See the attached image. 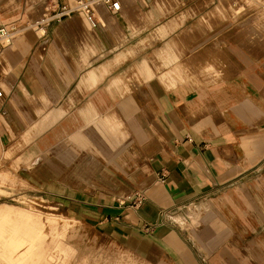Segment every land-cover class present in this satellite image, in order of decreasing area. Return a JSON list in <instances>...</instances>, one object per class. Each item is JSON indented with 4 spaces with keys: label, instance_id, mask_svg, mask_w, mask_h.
I'll use <instances>...</instances> for the list:
<instances>
[{
    "label": "crops",
    "instance_id": "obj_1",
    "mask_svg": "<svg viewBox=\"0 0 264 264\" xmlns=\"http://www.w3.org/2000/svg\"><path fill=\"white\" fill-rule=\"evenodd\" d=\"M67 1L0 0L17 27L0 42V158L160 264H264V15L121 0L92 26L56 17Z\"/></svg>",
    "mask_w": 264,
    "mask_h": 264
},
{
    "label": "rangeland",
    "instance_id": "obj_2",
    "mask_svg": "<svg viewBox=\"0 0 264 264\" xmlns=\"http://www.w3.org/2000/svg\"><path fill=\"white\" fill-rule=\"evenodd\" d=\"M233 2L223 0L226 6L221 9L226 15L235 12L231 5ZM235 3L241 14L250 11L254 16L264 15V0H237ZM5 207L22 208L40 216L44 224L45 243L48 252H52L47 256L48 264H160L151 242L147 241L142 248L143 253H137L118 238L94 230L83 219L75 216L74 207L61 200L43 197L39 185L32 182L30 175L23 170V165L15 163L8 153L0 158V212L6 213ZM176 214L170 213V217L174 220L178 216ZM188 215L190 220L183 214L179 216L189 228L192 226L191 220H196L199 212L191 209ZM176 222L184 226L181 221ZM0 264H6L1 256Z\"/></svg>",
    "mask_w": 264,
    "mask_h": 264
},
{
    "label": "bare ground",
    "instance_id": "obj_3",
    "mask_svg": "<svg viewBox=\"0 0 264 264\" xmlns=\"http://www.w3.org/2000/svg\"><path fill=\"white\" fill-rule=\"evenodd\" d=\"M5 208L6 213L0 212V256L5 263L48 264L52 252L40 216L18 207Z\"/></svg>",
    "mask_w": 264,
    "mask_h": 264
},
{
    "label": "built area",
    "instance_id": "obj_4",
    "mask_svg": "<svg viewBox=\"0 0 264 264\" xmlns=\"http://www.w3.org/2000/svg\"><path fill=\"white\" fill-rule=\"evenodd\" d=\"M99 5L106 6L111 12H118L121 9V0H70L61 5V9L55 13L56 17L67 16L75 13L84 15L92 26L98 24L95 17L96 8ZM17 30L15 25L0 23V42H10L12 34ZM3 89L0 86V96ZM129 199V198H127ZM146 199L144 194H138V199L132 203H142Z\"/></svg>",
    "mask_w": 264,
    "mask_h": 264
}]
</instances>
